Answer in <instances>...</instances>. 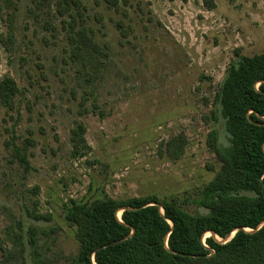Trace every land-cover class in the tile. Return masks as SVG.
Here are the masks:
<instances>
[{
  "label": "rangeland",
  "instance_id": "obj_1",
  "mask_svg": "<svg viewBox=\"0 0 264 264\" xmlns=\"http://www.w3.org/2000/svg\"><path fill=\"white\" fill-rule=\"evenodd\" d=\"M56 2L0 0V81L19 90L14 110L0 103V264H76L72 202L156 196L207 214L200 194L221 169L209 134L228 146L216 95L240 56L264 53V0H130L120 11L80 0L106 51L82 57ZM79 124L83 157L72 152ZM182 134L174 160L164 147Z\"/></svg>",
  "mask_w": 264,
  "mask_h": 264
},
{
  "label": "trees",
  "instance_id": "obj_2",
  "mask_svg": "<svg viewBox=\"0 0 264 264\" xmlns=\"http://www.w3.org/2000/svg\"><path fill=\"white\" fill-rule=\"evenodd\" d=\"M33 1L37 6H49L51 0ZM203 2L209 9L215 7L213 0ZM97 3L120 11L122 5H130V0ZM82 7L80 0L56 2V13L70 30L75 55L82 57L86 46L105 53L89 34ZM11 40L12 36L1 42ZM18 92L11 77L0 81V103L5 108L15 109ZM216 100L225 121L228 146L220 149L215 132L209 134L207 145L221 169L200 194L199 205L208 213L191 215L174 199L161 201L156 196L72 202L65 219L76 227L80 245L76 264H264V224L258 229L264 222V53L240 56L227 71ZM85 133L83 124L72 131L74 156L83 157L90 150ZM186 145L182 134L168 141L164 151L177 160ZM246 193L250 195H243ZM151 202L162 207L163 215L158 206L144 207ZM235 231L226 244L214 237L205 239L209 232L224 239Z\"/></svg>",
  "mask_w": 264,
  "mask_h": 264
},
{
  "label": "water",
  "instance_id": "obj_3",
  "mask_svg": "<svg viewBox=\"0 0 264 264\" xmlns=\"http://www.w3.org/2000/svg\"><path fill=\"white\" fill-rule=\"evenodd\" d=\"M147 206H158L159 208H160V211H161V213H162V215H163V210H162V207L159 205V204H157V203H154V202H151V203H148L147 205H145L144 207H147ZM122 211H124V210H127V208H123V209H121ZM121 211V212H122ZM120 212V213H121ZM120 213L118 214V218L120 217ZM170 224L172 225V223L170 222ZM264 224V222L258 227V229L259 228H261V226ZM246 231H248V232H252V231H250V230H246ZM236 232L237 231H235V232H231L230 234H228L227 236H226V238H224V239H222V241H219L217 238V236L213 233V232H209V234H210V237H214V238H216V240L220 243V244H226V243H228L234 236H235V234H236ZM253 232H255V231H253ZM167 241H168V237H166V239H165V242H166V245H167ZM92 262H93V260H92ZM94 263V262H93ZM95 264V263H94Z\"/></svg>",
  "mask_w": 264,
  "mask_h": 264
}]
</instances>
